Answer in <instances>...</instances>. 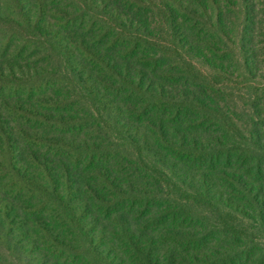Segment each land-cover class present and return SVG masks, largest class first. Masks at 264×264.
Listing matches in <instances>:
<instances>
[{"label":"trees","instance_id":"trees-1","mask_svg":"<svg viewBox=\"0 0 264 264\" xmlns=\"http://www.w3.org/2000/svg\"><path fill=\"white\" fill-rule=\"evenodd\" d=\"M0 264H264V0H0Z\"/></svg>","mask_w":264,"mask_h":264}]
</instances>
